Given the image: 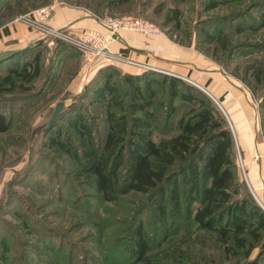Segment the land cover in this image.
<instances>
[{"label": "rangeland", "instance_id": "rangeland-1", "mask_svg": "<svg viewBox=\"0 0 264 264\" xmlns=\"http://www.w3.org/2000/svg\"><path fill=\"white\" fill-rule=\"evenodd\" d=\"M112 1L114 0H51L49 3L58 2L59 5L83 8L103 22L124 17H141L157 24L163 30L164 36L175 43L194 47L247 89L259 116V133L264 141L261 100L233 75L237 66L242 75L247 65L264 56L262 52L249 53L248 47L243 48L242 44H239L245 41L263 42L264 31L255 34L252 29L241 35L236 33L235 29L242 22L252 23L251 17L247 15L245 19L239 14L236 20L226 19L237 12H249L256 19L260 12L264 11V2L254 7L250 4L251 0H246L244 4L243 0H221L219 8L207 11L205 7L209 0H133L134 3L123 5H114ZM177 9L180 14L178 29L174 26ZM13 12H17L16 6ZM13 12H7V15L14 14ZM201 26L207 29L224 28L232 33V43L237 46L233 49L234 55L231 59L226 61L227 54L223 56L221 50L218 51L221 60L213 59V56L205 51L206 45L198 42L202 39L197 34ZM187 32L193 33L192 43L187 38ZM60 45V49L46 46L30 49L41 51L40 75L32 82H19V89L6 94L19 101H12L11 104L5 102L0 106L12 119L10 130L0 133V264H138L130 250V234L136 221H142L154 251L160 249L158 245L163 241L165 234V226L154 212L153 203L138 194L123 197L116 203L104 202L98 197L89 180L86 182L76 179V157L50 146L49 137L55 134L46 133V129L60 101H64L65 106L53 131H60L63 140L71 139L79 152V134L73 122L80 113H84L90 121L99 140H103L108 132L109 96L106 99L89 96L92 87L101 86V77L97 82V70H93L91 74L87 71L83 52L78 47L65 41ZM27 60H32V56L27 57ZM116 65L122 70L113 66L116 68L111 69L112 84L117 85L125 94L128 85L124 74L131 73L127 69L134 68L125 63L117 62ZM155 68L158 70L150 71L169 74L163 68ZM139 71L140 73L136 74L144 72ZM184 80L196 85L189 77ZM161 88H157L158 95L153 108L158 116L155 123L158 128L153 132L156 141L171 134L164 131L166 110L162 108L161 103H164L166 96ZM212 100L224 115L229 127H232L220 101L217 102L213 98ZM186 107L185 105L177 109L183 113L187 111ZM112 111L115 112L113 109ZM116 113H120V110ZM179 117L180 114L174 115L171 124L174 125V120ZM241 157L243 159L236 140L240 180L262 206V198L254 193L245 178ZM125 167L126 165L124 174ZM198 205L195 202L193 206ZM133 215H136L135 221ZM168 220L169 230L178 228L180 231L179 234L172 233L170 238L175 241L187 238L189 242L188 259L182 261V264H198L201 256H204V260L199 264H219L220 260L224 259L221 256L220 244L213 234H208L210 237L204 246L197 240L198 244H194L192 237L196 234L193 233L196 232L195 223L192 224L189 219H174L172 216ZM184 223L186 226H183ZM258 252V249L254 251L253 258ZM235 262L236 260L227 264ZM154 264L160 263L155 260ZM261 264H264V260Z\"/></svg>", "mask_w": 264, "mask_h": 264}, {"label": "trees", "instance_id": "trees-1", "mask_svg": "<svg viewBox=\"0 0 264 264\" xmlns=\"http://www.w3.org/2000/svg\"><path fill=\"white\" fill-rule=\"evenodd\" d=\"M50 1L0 0V11L3 10L2 13L8 16L7 12H13L16 6L17 12L9 16H17ZM263 2L264 0H251L250 4L256 7ZM129 3L134 1H112L114 5ZM244 3L246 0H243ZM220 4L221 0H209L205 8L211 11L219 8ZM178 10H175L174 16V26L177 29L180 26ZM248 13L237 12L226 19L236 20L239 14L246 19L248 15L253 20L252 23L242 22L235 32L241 35L252 29L255 34L263 32L264 11L256 19ZM197 34L202 38L198 41L199 44L203 42L206 45L205 51L213 59H222L218 52L220 50L223 56L227 54L226 61L233 57V49L237 45L232 43V33L228 30L201 26ZM192 36V32H187L191 43ZM60 43L63 42L57 41L51 46L49 39H43L37 41L33 48L31 46L0 57V106L5 102L11 104L12 101H19L6 94L19 89V82H32L40 75L41 51L30 49L37 46L60 49ZM239 44L243 48L248 47L249 53H264V40ZM30 56L32 60L28 61L27 57ZM113 66L119 67L109 63L97 70L99 76L95 80L98 82L101 77V86L92 87L89 95L98 99L109 96L108 132L104 139L96 137L84 113H80L73 122L79 134L81 152L75 148L71 139L63 140L60 131H53L62 113L53 126L46 129V133L55 134L49 137L51 147L76 157V179L86 182L89 180L104 202L116 203L123 197L138 194L153 203L154 212L165 226L163 241L158 245L160 249L154 251L151 238L138 219L130 234V250L135 262L154 264L157 260L160 264H182V261L188 259V239L175 241L170 238L172 233L175 235L180 232L178 228L169 230L168 219L172 216L174 219H189V222L196 224V232H193L196 234L192 237L194 244H198V241L204 246L210 237L208 234L214 235L220 244L221 256L224 257L219 264L234 260V264H261L264 260V208L240 180L233 129L212 98L203 89L184 79L155 71L141 74L126 72L124 79L128 89L123 94L117 85L112 84L113 77L110 73L111 69L116 68ZM233 75L255 97L258 95L264 116V56L247 65L242 75L237 66ZM158 87H162L161 91L166 96L164 103H161L166 110L164 131L171 134L156 141L153 132L158 128V124H155L158 116L153 108ZM185 105L187 111L180 113L177 108ZM117 110L120 113H116ZM177 114L180 117L172 125L173 116ZM11 126V117L0 109V133H6ZM195 202L199 204L197 207L193 206ZM132 218L135 221L136 215ZM256 249L259 252L253 258ZM203 260L204 256H201L197 263Z\"/></svg>", "mask_w": 264, "mask_h": 264}, {"label": "crops", "instance_id": "crops-1", "mask_svg": "<svg viewBox=\"0 0 264 264\" xmlns=\"http://www.w3.org/2000/svg\"><path fill=\"white\" fill-rule=\"evenodd\" d=\"M2 11H0V57L25 50L39 40L49 39L41 31L28 27L25 22L18 19V16H6ZM49 25L59 28L70 27L76 31L82 28L106 30L99 17L83 8L64 4L57 7L49 20ZM55 43L49 39L50 45ZM112 50L153 67L163 68L172 76L176 74L189 77L215 101H220L232 125L248 170L250 186L264 202V161L256 157L258 151L263 152L264 141L260 138L259 116L247 89L194 47L182 46L164 35H142L122 31ZM131 68L134 69L127 70L134 74L140 73L139 69L132 66Z\"/></svg>", "mask_w": 264, "mask_h": 264}, {"label": "built area", "instance_id": "built-area-1", "mask_svg": "<svg viewBox=\"0 0 264 264\" xmlns=\"http://www.w3.org/2000/svg\"><path fill=\"white\" fill-rule=\"evenodd\" d=\"M58 6V2H52L18 16V19L25 22L28 27L41 31L46 38L51 39L52 43L65 41L78 47L84 54L86 68L90 74L101 66L109 63L117 64V62L125 63L144 72L158 70L145 62L125 57L112 50L122 31H132L142 35H164L163 30L157 24L141 17H124L103 22L106 26L105 31L95 28H82L76 31L70 27H53L49 25V20ZM173 76L186 79L176 74ZM256 157L264 161V150L263 152L258 151ZM240 159L245 178L249 182L244 161L242 157ZM262 206L264 208V205Z\"/></svg>", "mask_w": 264, "mask_h": 264}, {"label": "water", "instance_id": "water-1", "mask_svg": "<svg viewBox=\"0 0 264 264\" xmlns=\"http://www.w3.org/2000/svg\"><path fill=\"white\" fill-rule=\"evenodd\" d=\"M31 46V45H30ZM11 53H14V52H11ZM65 106V102L64 101H60L57 108L55 109L53 115H52V118L49 122V125H48V129L51 128L54 124V122L56 121V119L58 118V116L61 114L63 108Z\"/></svg>", "mask_w": 264, "mask_h": 264}]
</instances>
